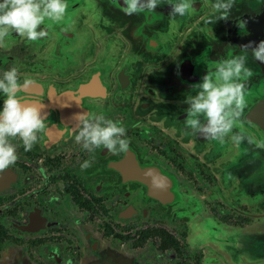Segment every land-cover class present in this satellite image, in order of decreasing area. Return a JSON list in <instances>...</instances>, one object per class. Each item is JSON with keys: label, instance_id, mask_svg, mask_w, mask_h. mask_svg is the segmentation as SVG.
<instances>
[{"label": "flooded vegetation", "instance_id": "af4514ba", "mask_svg": "<svg viewBox=\"0 0 264 264\" xmlns=\"http://www.w3.org/2000/svg\"><path fill=\"white\" fill-rule=\"evenodd\" d=\"M110 1L66 0L64 18L41 25L46 37L0 42V78L16 68L21 84L31 81L17 95L43 104L48 126L30 151L11 140L18 160L0 172V264H221V244L210 255L200 243L212 237L193 208L232 225L219 210L229 208L218 196L224 164L185 134L184 75L166 71L169 56L142 62L133 29L107 23ZM81 111L125 127L129 150H84L72 134ZM85 160L92 166L82 171ZM249 204L239 206L243 224L255 216Z\"/></svg>", "mask_w": 264, "mask_h": 264}, {"label": "clouds", "instance_id": "9594fccd", "mask_svg": "<svg viewBox=\"0 0 264 264\" xmlns=\"http://www.w3.org/2000/svg\"><path fill=\"white\" fill-rule=\"evenodd\" d=\"M235 3L236 0H214L215 20L227 19ZM163 4L170 5L169 17L173 19L184 17L193 6L191 0H123L122 10L128 16L139 15L154 12ZM67 7L66 0H0V42L12 33L28 41L46 37V30L41 28L45 19L62 20ZM212 22L205 20V23ZM249 50L256 61L264 63V40L255 45L250 42L241 47L240 54L216 61L215 79L207 73L201 82L191 85L196 94L188 95L184 101L188 105L183 121L185 134L221 144L231 134V141L237 146L250 142L245 135L234 131V123L242 119L247 106L248 81L254 75L246 66ZM30 84L28 80L20 83L16 68L4 71L0 78V93L4 96L0 108V172L18 160L16 145L11 140L18 137L25 151H30L39 140L38 134L47 130L44 105L17 95ZM73 120L75 141L87 152L103 148L121 154L129 150L125 127L102 113L81 111L74 114ZM91 166L92 162L85 160L80 168L83 171Z\"/></svg>", "mask_w": 264, "mask_h": 264}, {"label": "water", "instance_id": "95a60500", "mask_svg": "<svg viewBox=\"0 0 264 264\" xmlns=\"http://www.w3.org/2000/svg\"><path fill=\"white\" fill-rule=\"evenodd\" d=\"M110 2L113 5L105 15L107 23L111 25V22L116 21L119 22L121 29L124 27V31L133 29L131 36L138 39L137 43L144 45L148 51L150 50L157 56L161 54V59L169 56L171 63L166 64L168 65L166 71L173 72L171 68H177L179 75H184V81L182 83L180 81L179 84L184 90L185 97L193 95V93L196 94L191 85L201 82L205 74L208 73L215 79L216 61L240 54L241 47L250 42L255 45L264 40V2L254 7L253 0H236L228 18L216 20L212 8L214 0H209V3L205 0H191L193 6L189 8L187 15L175 19L169 17L170 5L163 4L157 7L159 9L155 13L144 12L141 14L143 23L141 20L137 23L134 15H125L122 10L123 0ZM112 12H120V17L118 15L115 17ZM194 17H197L196 20ZM206 19H211L213 22L205 23ZM153 21L162 22L164 26H158L157 23L151 25ZM128 26L129 28H127ZM160 27L162 28L158 29ZM144 36L145 38L142 39ZM128 43L134 45V41L129 40ZM246 66L253 71L254 75L248 81L247 106L242 119L234 123V131L242 133L246 137L249 136L253 141L254 136H264V63L256 61L249 50ZM189 137L195 141L194 146L198 150L216 142L204 140L199 136L194 138L190 135ZM245 142L248 147L250 143ZM225 145L235 149V151L227 153L230 155L225 160L227 162L232 158L239 159L243 155L248 160L254 154L249 148L248 151L244 149L243 144L235 145L231 141V134L225 138V143L221 144V146ZM213 147H217V145ZM214 152L210 154L207 152V156L214 159ZM242 239L247 241L245 237L239 238L240 244ZM251 239L254 241L249 240L250 242H246V244L248 249L253 252V258H263L264 232ZM236 241L234 244H239ZM255 264H264V262L257 263L255 261Z\"/></svg>", "mask_w": 264, "mask_h": 264}, {"label": "rangeland", "instance_id": "374dc122", "mask_svg": "<svg viewBox=\"0 0 264 264\" xmlns=\"http://www.w3.org/2000/svg\"><path fill=\"white\" fill-rule=\"evenodd\" d=\"M207 3H209V0H205ZM250 1V0H249ZM264 2V0H253V6L257 7L259 3ZM253 8V7H252ZM159 8H156L154 10V13ZM144 13V12H143ZM141 13V14H143ZM134 15V19L137 21L141 20V23H143L142 15ZM197 17H194L196 20ZM164 21V20H163ZM264 21V20H263ZM190 22H193V20H190ZM157 22H152L151 25L155 24ZM116 25H119V22L115 23ZM158 26H164L162 22L157 23ZM129 28V26L127 27ZM162 27L158 28L161 29ZM114 29V28H113ZM112 29V30H113ZM186 30V28H184ZM145 38L142 37V39ZM147 42V41H146ZM128 43L126 41V48L125 50H128ZM136 51L142 52V62L144 61H155L157 59L162 60L161 54L158 56L155 55L153 52L148 51V49L143 45H140L139 43L136 44ZM140 52V53H141ZM163 56V55H162ZM134 55H132L131 58H127L126 63L130 64L128 67L132 70L135 67H137V63L139 60V57H135L136 61L134 62ZM3 62H0V67L2 66ZM195 95V93H193ZM186 98V97H185ZM185 101V99H184ZM187 106H182L180 108V112H186ZM186 115V113H184ZM258 137V138H257ZM248 140L250 141V145L246 147V142H243L242 144L245 146L244 149H250L252 152H254L251 159L246 160V156L243 155L241 158H232L230 161L227 160V153H230L232 151H235L232 147L229 145L221 146V144H218L216 141L215 144L210 143L209 145H206V151L210 153H213V151H216V155L219 159V162H222L224 164L221 175H222V182L223 185L227 186L228 184L231 185L230 192L225 189V186H221L220 194L218 195L224 203L227 205L226 208L224 205H222V209H219L222 213L229 212L231 215H229L228 219L232 223L231 226H227L224 224H217L215 221L206 213L205 209L196 208L194 207L196 211H203L204 215H200V218L194 217V221L196 222L197 226L199 227L198 221H202V227L204 225L205 229L207 230V239L211 235V240L206 242H203L202 239H200V243L204 246V248L208 249V252L210 255L213 252H218V247L213 246L212 243L216 242L220 247V251L222 252V262L221 264H255V261L257 263L264 262L263 258H253V252H251L246 242H250L249 240H252V237L257 236L259 233L264 232V210L257 209V204L259 201L264 202V136H254L253 141L248 136ZM214 145H217V147H213ZM209 148V149H207ZM248 151V150H247ZM227 162V163H226ZM230 180H232V183H230ZM236 181V184L234 183ZM194 187V185H193ZM206 188V187H205ZM203 190V189H202ZM200 191L198 194L202 196V194H206L205 191ZM232 194L231 200L232 202H226L229 201V196ZM221 195L223 197H221ZM248 202L250 203L248 205V208H251L253 205L254 209V218L252 221H250L248 224H243L242 220L239 217H236L241 214L239 210V206L241 203ZM230 204L233 206V208H230ZM204 221V223H203ZM243 224V225H242ZM238 237V238H237ZM245 237L247 241H244L242 239V243L240 244L238 241L239 238ZM214 238L216 241H214ZM235 240L239 244H234ZM198 240L195 239L194 242H197ZM254 241V240H252ZM209 243V244H208ZM253 243V242H252ZM234 244V245H233ZM203 248V247H202ZM234 248V250H232ZM13 259V258H12ZM8 262H3V264H12Z\"/></svg>", "mask_w": 264, "mask_h": 264}]
</instances>
